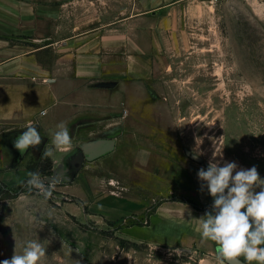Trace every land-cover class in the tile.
<instances>
[{
  "label": "rangeland",
  "instance_id": "374dc122",
  "mask_svg": "<svg viewBox=\"0 0 264 264\" xmlns=\"http://www.w3.org/2000/svg\"><path fill=\"white\" fill-rule=\"evenodd\" d=\"M0 4V17L6 20L0 23V36L16 50L40 52L46 62L52 60L46 57L49 50L60 49L61 41L101 27L122 28L124 17L134 11V0ZM16 16L19 20L13 21ZM156 28L157 33L147 35V46L141 43L149 78L112 88L107 111L98 115L99 130L120 124L126 136L116 156L81 169L86 180L76 182L74 166L68 174L66 157L60 166L42 156L45 147H53L43 143L48 132H39L41 144L21 155L13 142L27 125L15 124L12 129L20 132L0 125V182L17 186L29 178L21 179L23 169L26 175L38 172L47 182L53 180L49 199L26 186L15 197L0 193V261L38 241L46 249L40 264H215V256L195 248L152 246L123 236L124 219L91 210L94 192L105 185L92 184L90 175L113 184L109 169L120 163L121 179L135 184V194L148 196L145 181L153 177L154 163L173 158L182 168L195 161L207 169L216 150L222 153V159L215 157L220 166L225 161L235 162L237 170L256 166L264 179V0H184ZM115 186L130 196L123 184ZM82 191L87 198H81ZM98 201L121 211L136 207L127 199L113 202L104 196Z\"/></svg>",
  "mask_w": 264,
  "mask_h": 264
},
{
  "label": "crops",
  "instance_id": "0c3cea01",
  "mask_svg": "<svg viewBox=\"0 0 264 264\" xmlns=\"http://www.w3.org/2000/svg\"><path fill=\"white\" fill-rule=\"evenodd\" d=\"M181 1L184 0H134V11L124 17L122 28L101 27L61 41L60 49L49 50L46 57L52 60L48 63L40 59V52L16 50L14 46L17 45L11 47L8 39L0 36V125H11L7 132H20L12 129L15 124L24 127L35 123L38 132H48V141L43 142L48 146L52 145L57 125L64 122L75 150L57 152L52 159L61 166L66 157L68 174L74 166L76 182L86 180L81 169L106 163L116 156L126 136L120 124H111L101 130L96 126L100 110L107 111L108 92L121 85L125 89L130 81L149 78L147 62L143 59L147 53L146 49L142 50L141 43L147 46V35L157 33L156 26L165 19L167 11ZM0 19V23L6 22ZM12 20H19V17ZM145 25L154 28H141ZM10 49L15 50L10 52ZM122 168L119 163L109 169L113 184L99 174L90 175L92 184L105 185L92 196L90 208L93 212L114 220L124 219L121 231L128 239L152 246L190 247L215 256V244L203 241L196 231V219L211 211L213 204L206 186L201 191L203 182L197 176L198 170H207L206 167L192 161L182 168L173 158L154 163L150 168L153 177L145 181L144 190L150 192L148 196L135 194V184L130 179H121ZM25 177L23 169L21 179ZM116 183L129 189L130 196L124 195ZM82 193L81 198H87L85 192ZM174 195L193 201L199 208L178 197L173 198ZM104 196L113 202L131 200L136 207L131 211L105 207L98 201ZM131 218H138L140 222H131ZM241 261L246 264L243 258Z\"/></svg>",
  "mask_w": 264,
  "mask_h": 264
},
{
  "label": "clouds",
  "instance_id": "9594fccd",
  "mask_svg": "<svg viewBox=\"0 0 264 264\" xmlns=\"http://www.w3.org/2000/svg\"><path fill=\"white\" fill-rule=\"evenodd\" d=\"M45 114V113H42ZM53 134L52 148L45 147L44 158H51L54 151L66 153L72 150L73 143L64 122L57 125ZM21 135L14 140V147L23 155L29 148L41 144L42 137L35 125L29 123ZM199 154L193 155L197 159ZM213 158L208 161L207 170L200 168L197 176L201 191L206 186L213 198L211 211L196 219V231L203 241L215 244V264H264V179H261L256 166L249 169L240 168L235 162L225 161L220 166ZM235 173V174H234ZM25 186L42 194L45 199L52 196V184L48 178H41L38 172H28ZM47 185V186H46ZM259 188L260 191H255ZM46 256V249L38 241H29L22 254H14L11 259L0 264H40Z\"/></svg>",
  "mask_w": 264,
  "mask_h": 264
},
{
  "label": "trees",
  "instance_id": "16d2710c",
  "mask_svg": "<svg viewBox=\"0 0 264 264\" xmlns=\"http://www.w3.org/2000/svg\"><path fill=\"white\" fill-rule=\"evenodd\" d=\"M50 174L51 173L49 171L47 173H45V175H50ZM27 179L28 178L24 179L17 186H13V187H10V186L4 184L3 182H0V193L5 195V196H8V197L18 196V194L27 191L26 187H25V183H24L27 181ZM179 199L196 206V204L193 201L187 200L185 198H179ZM196 207L199 208L198 206H196Z\"/></svg>",
  "mask_w": 264,
  "mask_h": 264
},
{
  "label": "water",
  "instance_id": "95a60500",
  "mask_svg": "<svg viewBox=\"0 0 264 264\" xmlns=\"http://www.w3.org/2000/svg\"><path fill=\"white\" fill-rule=\"evenodd\" d=\"M194 160H196V159H194ZM241 264H244V263L241 261Z\"/></svg>",
  "mask_w": 264,
  "mask_h": 264
}]
</instances>
